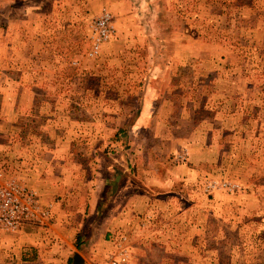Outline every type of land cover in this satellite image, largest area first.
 <instances>
[{"label":"rangeland","instance_id":"1","mask_svg":"<svg viewBox=\"0 0 264 264\" xmlns=\"http://www.w3.org/2000/svg\"><path fill=\"white\" fill-rule=\"evenodd\" d=\"M48 170L88 264H264V0H0L1 180Z\"/></svg>","mask_w":264,"mask_h":264},{"label":"crops","instance_id":"2","mask_svg":"<svg viewBox=\"0 0 264 264\" xmlns=\"http://www.w3.org/2000/svg\"><path fill=\"white\" fill-rule=\"evenodd\" d=\"M138 171L142 170L138 168ZM63 176L64 174L62 173L61 177L52 178L48 170V174L44 176V178L39 179L42 180L41 184L43 186L32 184V186L37 189L31 188L27 184L19 181V178H15L18 182L34 191L43 204H52L51 219L48 225L49 229H47L48 235H45L41 230H33L26 224L21 227L22 230L17 234L0 231V264H72L75 253L79 254L81 248L79 244L81 239L79 230L82 228L83 219L74 213L72 219L71 217L69 218L71 221L69 222L68 218H66L67 216L59 208L63 199L53 197L61 190V184L65 179ZM113 181L114 182L111 181L108 186H105V195L101 200H98L99 198H91V200L88 201L90 206V217H92L93 214L97 215L100 213L102 216L104 208L106 211L111 208L113 196L119 190L118 187H116L118 184L117 178ZM48 185L52 188L47 191L44 190V186ZM51 193L53 196L50 195ZM133 196L135 197L136 195ZM130 203L131 202H129V204ZM110 212H112L111 215H105L106 232L104 237L108 244L113 245L114 240H116L117 236L121 233L118 230L116 231L115 224L118 218L114 217L113 207ZM113 222L115 226L112 225ZM67 225H72V227L68 228L69 234L72 228H75L76 231L73 230V232H71L74 234L73 236H69V234L67 235V232H65ZM128 245H131V243ZM98 249L101 250L99 246H95V250L97 251ZM79 255L83 259V264H88V259L81 254ZM107 262L108 261H106V264Z\"/></svg>","mask_w":264,"mask_h":264},{"label":"built area","instance_id":"3","mask_svg":"<svg viewBox=\"0 0 264 264\" xmlns=\"http://www.w3.org/2000/svg\"><path fill=\"white\" fill-rule=\"evenodd\" d=\"M112 33L111 16L104 12L95 20L92 27V46L90 56L98 54L100 44L109 39ZM185 153L177 156L183 161ZM228 185L223 184L226 188ZM207 185L206 191L214 189ZM231 188H229L230 190ZM52 204H43L31 191L15 179L2 181L0 173V231L16 233L23 225L48 226L51 219ZM127 238L120 236L116 241V252L109 256L107 264H126L129 257Z\"/></svg>","mask_w":264,"mask_h":264},{"label":"water","instance_id":"4","mask_svg":"<svg viewBox=\"0 0 264 264\" xmlns=\"http://www.w3.org/2000/svg\"><path fill=\"white\" fill-rule=\"evenodd\" d=\"M72 264H83V259L78 253H75Z\"/></svg>","mask_w":264,"mask_h":264}]
</instances>
